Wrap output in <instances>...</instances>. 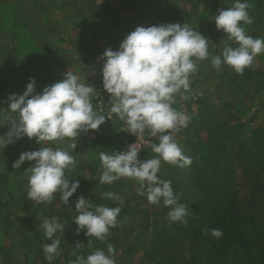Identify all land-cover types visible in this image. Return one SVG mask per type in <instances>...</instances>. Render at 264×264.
<instances>
[{
	"label": "clouds",
	"instance_id": "9594fccd",
	"mask_svg": "<svg viewBox=\"0 0 264 264\" xmlns=\"http://www.w3.org/2000/svg\"><path fill=\"white\" fill-rule=\"evenodd\" d=\"M247 0H235L227 10H218L215 16L217 30H223L228 40L237 46L226 44L220 55H211L209 39L187 23H161L152 26H137L120 43L117 50L105 49L101 60L102 86L109 94L110 113L115 114L127 125V132L136 140L146 133L156 138L151 143L156 155L147 160L139 159L136 143L127 151L112 154L99 153L103 168L101 184H112L121 178L135 180L139 184L137 195L146 197L148 203L170 209L169 223L186 224L189 214L187 205L180 203L174 193L171 180L161 178V165L167 163L180 168L191 166V157L185 156L175 134L187 128L191 117L173 107L179 94L183 100L191 90V75L197 71V61L211 60L213 68L219 70L222 64L230 66L237 74L243 75L252 66L255 57L264 54V37L253 38L245 31L244 25L254 21L249 15ZM95 87L80 81L77 75L67 71L63 80L36 91L35 78L23 94H10L7 109L0 111V127L8 120L9 131L0 135V149L23 137L35 138L40 148L20 154L12 167L19 169L25 161L34 162L25 172L28 178L27 198L33 205H47L60 194L63 205L80 187L79 180H69L67 173L73 170L75 157L67 150L43 146L48 142H63L66 138L75 142L81 133L96 131L105 123L104 115L94 111L91 97ZM9 114H16L18 120ZM113 201L120 199L115 192L103 193ZM77 234L86 230L85 235L104 241L111 228L118 226L120 207L93 205L84 196L75 201ZM64 224L53 216L45 219L41 227L47 241L43 253L48 264L61 255L60 245ZM205 232L208 229H204ZM211 234L219 239L223 232L212 229ZM91 243L90 241L88 242ZM115 248L109 244L107 253L97 249L92 254L78 255L72 264H116ZM0 264L3 259L0 258Z\"/></svg>",
	"mask_w": 264,
	"mask_h": 264
},
{
	"label": "rangeland",
	"instance_id": "374dc122",
	"mask_svg": "<svg viewBox=\"0 0 264 264\" xmlns=\"http://www.w3.org/2000/svg\"><path fill=\"white\" fill-rule=\"evenodd\" d=\"M51 1H53L52 4H57L55 0ZM116 1V5L123 2L122 0ZM255 5L256 3L253 1L254 9ZM250 6L252 7L251 4ZM261 7L264 10V6ZM248 12L250 15V9ZM257 14L250 15L253 21L255 18L261 19L264 17V11ZM248 26L254 29L253 23ZM4 67L6 66H0V69L4 72L3 77H0V85L9 79L17 83L14 87L24 89L27 86L31 77V62H22L15 71L11 72L12 68L6 67L10 69L7 71L3 69ZM217 72L212 76H207L208 78L200 80L203 83H200L199 79L190 77L191 90L186 93L188 99H180L179 107L175 108L191 117L189 126L182 129L180 133L175 134V139L185 156H189L190 154L188 149L194 150L192 145H187V142L198 139L208 140L216 133H210L205 129L215 127V125L208 122L210 118L214 117L216 121L224 124V128L236 130L241 142L249 138L251 130L257 127L264 129V83L259 82L257 75L253 73L252 66L246 68L243 75L237 74L233 69L230 70V68L228 69V73L224 70ZM94 77L95 82H102V78L98 75L95 74ZM223 78H225L224 81H221ZM204 83L211 86L206 95L202 94L204 93V87H202ZM223 88L226 91L225 94L224 92L221 93V89ZM10 94L13 93L1 90L0 111L7 109V98ZM14 94L21 93L15 91ZM203 109H206L208 113H205ZM201 112L204 113L203 117H200ZM4 114L6 116L10 115L11 119L18 120L19 118L16 114H9L7 112ZM104 114L100 112V115ZM111 116L110 120L115 118L117 121L116 125H118L119 130L117 139L115 142H111L109 147H107L105 142H101L100 145L101 148H104L102 150L106 149V153L112 154L114 151L124 148L128 143L133 142L135 136L127 132V125L124 121L116 117L115 114H111ZM8 123V120L2 121V124L5 126L0 127V135H4L9 131L11 126ZM203 124L204 126H202ZM143 137H149V143L142 144L139 147L140 153L138 158L141 160L151 159L156 154L152 152L150 144L158 143L159 141L147 133ZM261 140L264 142V131ZM27 151H31V139L27 137L16 140L4 150L0 149V172L5 168L9 169L6 170L5 175L0 174V200L4 202V205H0V258L3 259V264H37L38 262L39 264L42 262L43 264H48L43 252L31 254V231L39 242L43 241L42 235L44 234V230L41 227L43 221L59 215L55 211L60 202L57 198L54 199V202L56 201L54 206L49 205L46 207V212L48 213L49 210L51 213V216L49 215L47 218H45L47 215L43 214L42 205H33V202L27 198L26 193L29 187L28 178L30 172L23 173L19 171L21 168H24L25 171L31 166V162L25 161L19 169L12 167V164L19 158L20 154ZM88 163H91V165H85L87 173L83 174L82 177L80 175L76 177L75 175H69L67 177L69 180H79V183L83 185V188L77 190L69 198V204H75L78 197L84 196L93 205L102 204L108 207H120L121 213L117 217L118 226L110 229L104 241L96 239L97 242L89 244L88 240L90 237L84 236L86 230H84L83 236L81 235V231L77 234V225L75 222L68 221V219L71 220V217H68L66 221H62V224L66 222L65 229H69L71 232H69V235L62 237L60 251H67V258L69 263L72 264L78 255L87 257V255L92 254L97 249L107 253V246L111 244L116 250V264H157L158 258L149 254L147 248L151 249L150 243L156 237L152 233L156 223L165 221L167 218L164 212L160 213V210L164 207L163 202L161 201L160 204L153 205L148 203L146 197L137 195L139 184L132 179L121 178L112 184H101L99 181L103 171L100 170V167L102 168L100 159L93 158V161H88ZM173 169L176 171L174 165L162 162L159 175L161 178L169 180ZM103 191L115 192L120 199L113 201L104 198V202H100V196ZM47 208L49 209L47 210ZM51 208L54 211H51ZM71 209L73 210L72 214L75 216L77 212L73 205ZM48 243H51V241H48ZM77 247L79 248L78 250ZM164 251L165 248L159 247V258L164 256ZM162 259L164 262L160 264L168 263L165 257ZM55 261L58 263L57 259L53 262ZM172 264L177 263L174 261Z\"/></svg>",
	"mask_w": 264,
	"mask_h": 264
},
{
	"label": "crops",
	"instance_id": "0c3cea01",
	"mask_svg": "<svg viewBox=\"0 0 264 264\" xmlns=\"http://www.w3.org/2000/svg\"><path fill=\"white\" fill-rule=\"evenodd\" d=\"M26 1L0 0V66L12 68L11 70L3 68L11 72L15 71L20 63L31 62V78H35L37 92H42L45 87L63 80L65 73L70 71L77 75L82 83L95 87L91 100L94 111L98 115L100 111L95 100L99 82H95L94 75L102 78L104 61L100 57L107 48L117 50L123 39L137 26L187 23L209 39V51L213 56L220 55L226 44L232 47L237 46L228 40L223 30H217L214 20L219 14L218 10H227L234 5L235 0H122L124 4L120 2L117 5L116 0L74 2L55 0L57 4H52L51 0ZM253 1L256 3L255 9ZM247 2L252 5L249 7L250 15L264 11L261 7L264 6V0H247ZM253 25L254 29L244 25L246 33L253 38L264 37V17L255 18ZM196 63L197 71L191 78L199 79L200 83H203L200 80L218 73L217 71L224 70L228 73L229 68L232 70L226 64H222L217 70L212 67L210 59ZM253 63H256L252 64L253 73L257 75L260 83H264V54L255 57ZM3 74L4 72L0 69V77H3ZM14 85L17 83L7 79V82L1 83L0 89L13 94L15 91L23 94L26 90V87L21 89ZM202 87H204L202 94L206 95L211 86L204 83ZM222 92L226 93L224 88L221 89ZM180 99L179 96L176 97L177 102L173 104L174 108L179 107ZM116 123L115 118L112 120L106 118L105 123L98 130L81 133L75 141L77 143L75 149L70 147L73 141L67 138L63 142H48L43 146L67 150L75 157V165L73 170L67 173V177L69 175L82 177L87 173L85 165H91L88 161L92 162L93 158H99L100 152L106 151V149L102 150L104 148H101L100 143L105 142L109 147L111 142L116 141L119 131ZM39 148L40 145L35 142V138L31 139V151ZM6 170L9 169H3L0 174L5 175ZM100 170L103 171L101 167ZM19 172L24 173V168H21ZM79 184L80 187L77 190L83 188V185ZM56 198L60 201L59 193L56 194ZM0 202V205H4V202L1 200ZM55 202L53 200L50 204L42 205L43 214L47 215L45 218L51 214L49 208H47L48 213L46 212V207L54 206ZM72 205L75 207V204L63 205L61 201L59 202L55 210L59 213L57 216L59 222L66 221L68 217H71L68 221L75 222L78 213L75 216L72 214ZM50 210L54 211L52 208ZM69 232L71 231L64 226L63 236L69 235ZM83 234L84 230H81V235ZM42 238L43 241L39 242L31 231V254L43 252V245L48 241L44 234ZM60 252L61 255L56 258L58 263L53 264H70L69 261L67 263V251Z\"/></svg>",
	"mask_w": 264,
	"mask_h": 264
},
{
	"label": "trees",
	"instance_id": "16d2710c",
	"mask_svg": "<svg viewBox=\"0 0 264 264\" xmlns=\"http://www.w3.org/2000/svg\"><path fill=\"white\" fill-rule=\"evenodd\" d=\"M208 122L215 127L205 129L214 136L187 142L194 148L187 155L192 164L175 166L169 179L189 208L187 223H169L170 209L163 207L160 213L167 218L156 221L147 252L158 258L157 264L164 257L167 264H264V129L251 130L241 142L236 130L214 117ZM212 229L222 230V237L215 238ZM88 241L97 242L95 237ZM159 247L165 248L162 258Z\"/></svg>",
	"mask_w": 264,
	"mask_h": 264
},
{
	"label": "built area",
	"instance_id": "2783aa9c",
	"mask_svg": "<svg viewBox=\"0 0 264 264\" xmlns=\"http://www.w3.org/2000/svg\"><path fill=\"white\" fill-rule=\"evenodd\" d=\"M108 97H109V94L104 91L103 86H102V82H99V87H98V92H97L95 103H96L98 110L100 112L105 113L106 117L110 116L112 118L111 113H110V103H109ZM110 119H108V120H110ZM133 143H136V146L139 149V147L142 144L149 143V137H141L137 140L135 137L133 142L128 143L124 148H122V151H127L128 146L130 144H133Z\"/></svg>",
	"mask_w": 264,
	"mask_h": 264
}]
</instances>
